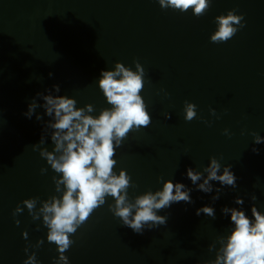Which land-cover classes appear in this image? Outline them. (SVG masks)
<instances>
[{
    "label": "water",
    "instance_id": "95a60500",
    "mask_svg": "<svg viewBox=\"0 0 264 264\" xmlns=\"http://www.w3.org/2000/svg\"><path fill=\"white\" fill-rule=\"evenodd\" d=\"M232 9L244 16L245 27L227 42L213 43L215 18ZM137 60L145 69L141 95L152 123L128 133L114 171L126 169L132 177L133 202L172 179L193 189L195 203L161 210L167 224L140 235L113 214L115 200L108 196L71 235L74 243L64 253L69 264H205L215 260L218 238L234 227L223 207H242L251 217L255 204L264 213V144H254L252 135L264 137V0H212L201 17L192 9H164L159 0H0V264H24L33 252L38 264H57L60 255L47 240L43 217L33 220L22 203L38 197V211L42 201L66 190L61 185L56 192L52 178L62 174L33 149L44 125L24 115L29 103L59 84L61 92L53 94L74 97L78 108L91 103L98 116L112 107L99 88L101 70H113L119 61L135 71ZM185 101L197 105L192 121L185 120ZM41 147L53 150L50 133ZM213 156L221 173L230 164L238 178L235 189L212 182L223 189L215 202V190L197 191L186 175L188 167L203 172ZM237 196L244 205L235 204ZM18 205L24 210L14 216ZM205 205L215 208V219L196 215Z\"/></svg>",
    "mask_w": 264,
    "mask_h": 264
},
{
    "label": "clouds",
    "instance_id": "9594fccd",
    "mask_svg": "<svg viewBox=\"0 0 264 264\" xmlns=\"http://www.w3.org/2000/svg\"><path fill=\"white\" fill-rule=\"evenodd\" d=\"M212 0H159L162 8L179 11L181 13L193 10V14L201 17L211 7ZM236 9L228 11L227 15L217 16L218 29L211 35L213 43H225L236 35L240 28L245 27L246 21L242 14H236ZM136 70L126 67L117 61L113 70H101L98 80L99 88L106 97L111 108H104L98 116H94V105L89 103L84 107H77V100L68 95H55L61 92L59 84L38 92L28 105L24 115L44 125V135L38 144L33 145L34 150H39L40 156L59 176H53L56 192H61V185L66 189L62 197L51 196L42 201V206L37 211L38 197L25 199L22 203L29 210L33 220L43 217L44 225L49 229L47 240L55 243L59 251L57 264H69V258L64 253L72 246L74 241L71 235L77 232L87 222L91 214L106 203V198L111 196L115 203L109 205L113 214L120 218L125 227L133 232L143 235L145 230H153L161 225H166L168 215L158 214L161 210L170 209L174 203L185 202L194 204L191 193L192 188L181 182L169 179L163 183L161 190H149L135 197L134 202L129 198L128 189L134 187L132 177L126 169H121L119 174L114 171L117 160L114 158L128 133L132 130L139 131L147 128L152 123L148 106L141 95L145 87V69L137 60L134 61ZM53 74L49 73L51 77ZM47 93V94H46ZM42 100L43 103L38 101ZM43 108V114H37V108ZM197 105L185 101V120L192 121L197 117ZM215 115V109H212ZM167 119L171 114H165ZM51 119L45 120L44 117ZM54 144L52 151L41 147L47 141L48 134ZM225 135H231L228 129ZM254 144H264V137L253 132ZM254 153L259 149L252 148ZM215 157L210 158V163L203 172L193 167L187 168V178L196 185V190L212 193V201L220 199L223 189L215 188L213 181L222 186H231L235 189L237 177L232 171V165L223 166ZM47 172L42 168L41 173ZM205 173L207 175L205 176ZM161 179H163L161 177ZM202 181V182H200ZM199 182V183H198ZM255 201L257 196L253 194ZM243 197L235 198L236 205H244ZM19 205L13 215L23 212ZM222 213L228 216L234 225L230 235L218 238L220 247L213 261L205 264H264V213L255 204L251 207V217L242 207H223ZM204 214L216 218L215 208L205 205L196 210V215ZM19 225L20 221L16 220ZM25 239L27 231L23 233ZM44 243L40 240L36 247ZM216 248L213 243L209 246L212 251ZM28 252V248L25 249ZM24 264H38L36 254L28 256Z\"/></svg>",
    "mask_w": 264,
    "mask_h": 264
}]
</instances>
